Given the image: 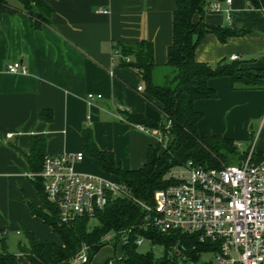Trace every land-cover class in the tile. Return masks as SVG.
<instances>
[{"label":"crops","instance_id":"crops-1","mask_svg":"<svg viewBox=\"0 0 264 264\" xmlns=\"http://www.w3.org/2000/svg\"><path fill=\"white\" fill-rule=\"evenodd\" d=\"M44 1L52 9L50 26L35 28L24 12L4 14L0 21V253L7 252L6 241L28 233L39 243L59 244L58 236L30 210L31 205L39 206L30 163L39 146L44 157L84 153L81 133L90 129L96 146L112 153L118 166L138 170L157 141L139 125L119 120L118 115L124 114L119 107L158 125L164 123L157 103L145 98L141 77L115 59L113 50L116 45L151 42L152 83L163 85L171 73L166 50L172 42L176 0ZM212 1L220 3L221 12L206 8L204 21L237 35L224 43L213 34L205 35L195 60L215 66L234 55L240 68L264 70V12L249 8L245 0H232L227 20L224 0L207 4ZM13 62L22 63L27 73H8L6 66ZM207 85L215 98L193 104L195 112L203 115L197 123L198 135L221 136L238 148L255 134L254 153L262 157L264 89L235 90L228 77L210 79ZM88 95L101 99L89 102ZM170 142L167 138L166 145ZM74 170L115 180L85 153ZM16 256L24 262L21 254ZM120 257L121 253L104 263Z\"/></svg>","mask_w":264,"mask_h":264},{"label":"trees","instance_id":"trees-1","mask_svg":"<svg viewBox=\"0 0 264 264\" xmlns=\"http://www.w3.org/2000/svg\"><path fill=\"white\" fill-rule=\"evenodd\" d=\"M208 1L176 0L172 14V42L166 50V64L171 73L163 85L152 83L155 64L151 42L142 40L134 44L116 45L114 49L119 53L114 58L141 77L145 85V98L157 103L164 123L170 121L171 127L167 133L171 137L170 144L165 149L159 144L149 148L142 168L125 171L115 163L112 153L101 151L96 146L90 129L81 133L84 153L95 161L102 172L125 185L131 197L146 204H152L157 190L177 183L166 178L168 172L176 167L185 166L190 161L205 169H221L227 166L229 158L236 157L241 162L246 157V152L241 154L232 140L221 136L201 137L197 133V123L203 115L195 112L194 102L215 98V92L207 85L208 80L228 77L235 90L264 89V70L242 69L238 60H223L215 66L195 60V50L205 35L213 34L221 43L237 35L228 27L214 26L204 21ZM245 1L249 8L264 10V0ZM18 12H24L37 29L50 26L52 9L44 0H0V21L2 15ZM125 57L129 58L128 62L123 60ZM123 115L126 122L147 128L162 129L164 125L153 123L143 115ZM41 147L30 160L34 165L33 173L40 172L42 168L44 156ZM253 156L255 161L262 158L258 153ZM34 186L39 206L31 205V213L51 228L58 236L59 244L39 243L28 233L26 243H18V253L23 256L24 262L19 263L16 255L3 251L0 253V264H64L75 260L83 246L87 247L85 264H89L96 253L106 246L107 243H101L103 238L121 230L126 231V243H120L116 237L109 244L114 248L118 245L121 247V257L114 258L111 264H199L202 263V254L208 251L191 236L178 233L162 235L151 228L140 229L141 208L127 198L111 200L92 220V224L87 218H79L70 225L59 224L56 210L46 201L39 178H34ZM137 237L161 247V256L139 252L135 244ZM181 257L186 260L179 261Z\"/></svg>","mask_w":264,"mask_h":264},{"label":"built area","instance_id":"built-area-1","mask_svg":"<svg viewBox=\"0 0 264 264\" xmlns=\"http://www.w3.org/2000/svg\"><path fill=\"white\" fill-rule=\"evenodd\" d=\"M231 2L224 0L228 6L224 10L227 20ZM206 8L221 12L217 1L209 2ZM118 55V51L113 50V57ZM123 60L128 62L129 58ZM230 60H237V57L233 55ZM6 71L27 73L20 62L8 64ZM141 90L139 87L138 91ZM87 99L91 102L101 96L88 95ZM119 111L128 110L119 107ZM118 119L125 121L121 114ZM170 127V121L162 129L138 126L140 131L153 136L161 147H165ZM253 155L252 147L240 166L221 169H205L189 161L179 172L176 184L154 193L152 204L131 197L125 185L117 180L75 172L74 165L84 159L83 152L45 156L41 171L32 177L40 179L46 201L56 210L59 224L70 225L79 218L92 221L111 200L127 198L141 208L140 229L151 228L162 235L178 233L194 237L199 245L208 248L202 257L214 255L215 264H264V155L258 161ZM125 232L111 233L103 242L111 244L118 237L124 244ZM144 240L137 237L135 244L140 246ZM75 260L79 264L87 263L86 246ZM185 260L181 257L179 261ZM205 264L210 263L205 261Z\"/></svg>","mask_w":264,"mask_h":264},{"label":"rangeland","instance_id":"rangeland-1","mask_svg":"<svg viewBox=\"0 0 264 264\" xmlns=\"http://www.w3.org/2000/svg\"><path fill=\"white\" fill-rule=\"evenodd\" d=\"M166 123L167 122H165L164 125ZM164 125L162 127H164ZM248 128L251 129L250 125ZM167 138L171 139V137L168 134H167ZM166 144L167 143H165V147L167 146ZM255 144H256V137L254 134L252 138L249 136L247 141H245V143H242V145L239 146L238 149L239 150L241 149L244 152V151L249 150L252 147L254 148ZM165 147H162V149H165ZM244 160H241V162H239L238 159H236V157L229 158L227 161V166H240ZM182 169H183V166L182 167H176V168L172 169L171 171L168 172V174L166 175V178H170L171 180H174L177 182V180H178L177 176H178V174H180L179 172L182 171ZM90 224H92V221L90 222ZM107 235H109V234H107ZM104 238H103V240H104ZM103 240L101 243L105 244V242H103ZM19 242L26 243V237L24 235L14 236L9 241H6L7 252H9L11 254L18 255V243ZM138 251L141 253L151 252L153 254V256H155V257H160L162 254V248L161 247H159L157 245H153L147 240H144L143 243L140 246H138ZM120 253H121L120 245H118V246H116V248H114L111 245L106 244V246H104V248H102L98 253H96V255L90 260L89 264H103L104 261H106L108 258L118 257L120 255ZM201 260H205V261L209 262L210 264H215V256L214 255H203ZM109 261H113V259H111ZM75 262L77 264H79L77 261H73V262L69 261L68 264H74ZM199 264H203V263H199Z\"/></svg>","mask_w":264,"mask_h":264},{"label":"water","instance_id":"water-1","mask_svg":"<svg viewBox=\"0 0 264 264\" xmlns=\"http://www.w3.org/2000/svg\"><path fill=\"white\" fill-rule=\"evenodd\" d=\"M201 262H202V263H205V261H204V260H202Z\"/></svg>","mask_w":264,"mask_h":264}]
</instances>
